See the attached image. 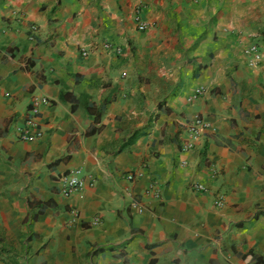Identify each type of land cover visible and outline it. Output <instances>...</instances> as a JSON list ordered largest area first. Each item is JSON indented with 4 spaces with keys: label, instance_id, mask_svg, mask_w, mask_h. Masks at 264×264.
Returning a JSON list of instances; mask_svg holds the SVG:
<instances>
[{
    "label": "crops",
    "instance_id": "obj_1",
    "mask_svg": "<svg viewBox=\"0 0 264 264\" xmlns=\"http://www.w3.org/2000/svg\"><path fill=\"white\" fill-rule=\"evenodd\" d=\"M0 264H264V0H0Z\"/></svg>",
    "mask_w": 264,
    "mask_h": 264
},
{
    "label": "built area",
    "instance_id": "obj_2",
    "mask_svg": "<svg viewBox=\"0 0 264 264\" xmlns=\"http://www.w3.org/2000/svg\"><path fill=\"white\" fill-rule=\"evenodd\" d=\"M142 7L138 6L136 9L135 19L138 22V29L145 30L147 28V23L141 17ZM38 27L33 24L31 26V31L35 32ZM104 47L107 48L111 52L119 51L117 45L112 42H106ZM90 49H83V54L86 56L89 53ZM245 52L247 54H257L259 52V48L256 44L250 45L245 48ZM203 92L202 88L197 89V94L201 95ZM49 103V100L46 96L41 97H33L32 105L33 107L30 109V117L24 126L18 127L19 138L25 141H34L40 139L44 135V130L42 127V122L38 120V113L41 111V107L43 104ZM210 123L207 119L201 114H197L193 120L190 122L188 126V134L189 139L184 143V150L194 149L196 142L204 137L206 131L209 129ZM137 174L135 172H129L126 174V179L128 181L129 190H131L132 184L137 178ZM84 178L81 175V170H71L69 172L64 173L60 177V191L65 196H70L74 193L83 191L84 189ZM193 187L196 190L204 189L205 186L201 183L194 184ZM146 195H152L154 198L160 197V190L158 186L154 183L150 184L144 191ZM216 205L223 206L225 204V200L222 196H218L215 201ZM73 214L74 220H77L80 217V214L77 209L71 210ZM100 218L96 217L93 220L94 224H98L100 222Z\"/></svg>",
    "mask_w": 264,
    "mask_h": 264
}]
</instances>
